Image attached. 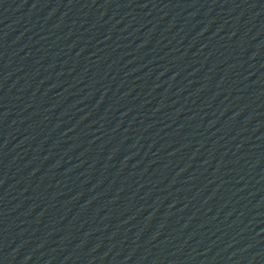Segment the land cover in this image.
I'll return each instance as SVG.
<instances>
[{"label": "water", "instance_id": "water-1", "mask_svg": "<svg viewBox=\"0 0 264 264\" xmlns=\"http://www.w3.org/2000/svg\"><path fill=\"white\" fill-rule=\"evenodd\" d=\"M0 264H264V0H0Z\"/></svg>", "mask_w": 264, "mask_h": 264}]
</instances>
